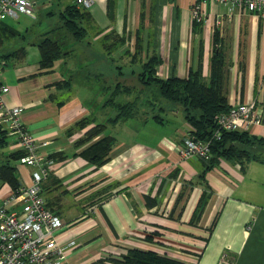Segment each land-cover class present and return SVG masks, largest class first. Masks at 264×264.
<instances>
[{
    "label": "crops",
    "instance_id": "1",
    "mask_svg": "<svg viewBox=\"0 0 264 264\" xmlns=\"http://www.w3.org/2000/svg\"><path fill=\"white\" fill-rule=\"evenodd\" d=\"M39 1L33 16L7 21L27 42L13 37L4 42L3 52L24 46L26 55L2 56L0 76L9 87L5 101L24 107L23 120L36 139L51 141L45 151L56 160L43 181V194L65 222L57 243L75 241L62 264H95L129 248L188 264H218L226 254L234 264H264V123L248 130L255 146L245 165L224 156L186 159L181 149L192 126L179 104L161 107L164 116L147 112L110 123L116 112L100 113L106 108V83L96 81L99 76L87 63L109 56L115 67L109 72L111 85L125 79L123 69L140 71L155 55L161 78H186L193 69L209 83L214 55L220 52L229 104L255 102L264 115V13L207 3L196 21L197 0H113V8L111 0H94L89 7L77 0ZM71 6L84 13L80 23L87 32L80 41L64 27L63 13ZM46 20L40 37L28 40L25 33ZM48 36L62 39L69 53L52 71L36 74L38 45ZM129 79L127 84L140 85L136 74ZM65 80L69 83L62 88ZM86 118L92 122L80 124ZM99 123L107 124L103 134L116 142L107 160L95 164L80 152L101 137L85 140ZM18 151L9 137L0 161ZM12 161L21 188L27 187L35 168ZM14 194L0 180V202ZM9 206L21 211L23 205L13 200Z\"/></svg>",
    "mask_w": 264,
    "mask_h": 264
},
{
    "label": "trees",
    "instance_id": "2",
    "mask_svg": "<svg viewBox=\"0 0 264 264\" xmlns=\"http://www.w3.org/2000/svg\"><path fill=\"white\" fill-rule=\"evenodd\" d=\"M111 8L114 7V1L111 0ZM84 15L83 11L76 6H71L63 13L64 27L69 34L77 40H82L86 35V28L80 23V19ZM12 19V18H9ZM6 20L0 21V47L8 40V36L23 37V34L17 31ZM141 39H139L140 43ZM62 39H55L50 36L43 39L38 47L41 55L40 69L38 73H46L52 71L56 62L69 51L65 49ZM113 45V44H112ZM111 45V46H112ZM26 55L25 47H19L12 53L5 55V58L22 59ZM2 58V57H0ZM158 57L153 55L140 71H132L137 75L139 85L124 83L116 84L115 89L110 93L106 104L115 108L116 115L109 120L110 123L119 120H131L135 117L139 107V102L145 94L146 88L154 87L152 95L155 99H166L170 103L179 104L184 111V115L192 126V134L200 139H208L213 137L217 130V118L221 113L231 109L225 91L223 82V55L220 52L215 53L212 64V81L206 82L201 70H190L189 76L186 78L171 77L161 78L157 75ZM69 82L64 81L61 87H65ZM1 84L5 85L3 81ZM130 84V85H129ZM134 85V86H133ZM131 86V87H130ZM137 87V88H136ZM148 88V89H149ZM137 89V96L133 95V91ZM119 94H124L127 98L124 102H118ZM148 96V95H147ZM149 97V96H148ZM144 102V101H143ZM157 105V102H152ZM164 107V106H163ZM161 108V107H160ZM165 108V107H164ZM163 109V108H162ZM159 116V115H158ZM156 116V117H158ZM92 122L91 119H83L80 124L84 126ZM107 129L106 123L96 124L86 135L85 140L92 139L96 136L101 137L94 143L87 146L80 152L85 159L95 164H101L107 160L112 148L116 142V138L110 134H103ZM249 131H224L220 138L213 140L211 149V158L228 157L237 160L243 165L246 164L254 154L246 147L249 143L254 142ZM8 134L0 128V149L8 143ZM255 144V142H254ZM24 155V151L19 149L9 155L6 161H0V180L7 182L12 186L15 193L21 190V182L18 178L17 166L15 161ZM51 158L56 160L55 154ZM210 158V159H211ZM204 159V158H203ZM215 159V158H214ZM95 264H188L167 255H161L152 250H143L139 248H129L126 254L114 255L105 260L96 262Z\"/></svg>",
    "mask_w": 264,
    "mask_h": 264
},
{
    "label": "built area",
    "instance_id": "3",
    "mask_svg": "<svg viewBox=\"0 0 264 264\" xmlns=\"http://www.w3.org/2000/svg\"><path fill=\"white\" fill-rule=\"evenodd\" d=\"M94 0H77L78 5L89 7ZM227 3L234 9H246L264 13V0H197L193 6L196 21L203 18L202 10L207 3ZM35 0H0V21L9 18L19 19L22 15L35 14ZM1 73V69H0ZM0 76V128L12 137L24 155L19 164L32 166V182L21 188L11 199L0 202V264H62L66 249L74 244L59 245L57 238L65 227L60 214L51 209L43 194V181L53 172L54 160L45 150L51 141L39 140L23 120L24 107L9 105L4 93L9 87L1 84ZM264 123V115L255 102L231 107L217 118V130L213 137L200 139L190 133L184 139L181 155L184 158H211L213 140L220 138L224 131H248L255 125ZM18 200L22 210L9 206ZM218 264H234L223 255Z\"/></svg>",
    "mask_w": 264,
    "mask_h": 264
},
{
    "label": "rangeland",
    "instance_id": "4",
    "mask_svg": "<svg viewBox=\"0 0 264 264\" xmlns=\"http://www.w3.org/2000/svg\"><path fill=\"white\" fill-rule=\"evenodd\" d=\"M52 20H53V22H52V24H54L55 26H57V25H59V22H60V20H58V15H54L53 16V18H52ZM48 23V21L46 20L44 23H37L36 24V26L34 27L35 29H33V30H30V31H28L29 33H25V36H26V38L28 39V40H30L31 38H33V36H38V37H40L39 36V34L44 30V28L46 27V24ZM44 33V32H43ZM53 36H55V34H53ZM13 37H11V36H8V40H10V39H12ZM20 40V42H22V44H25L26 42H27V40H24L23 38H21V37H19V36H16L15 37V41H19ZM24 42V43H23ZM21 44V43H20ZM4 45H2L1 47H0V57H2V56H5L6 54H8V53H10V52H8V53H4L3 52V50L4 49H2V47H3ZM69 48V47H68ZM19 49V48H18ZM32 56V55H31ZM108 57L109 56H106V57H104V59H102L99 63L97 62V59L95 60V61H91V63L90 62H87V63H89V66L91 67L90 69H93V71L99 76V77H97L96 78V81H98L100 84H105L106 83V86H105V88H106V90L108 91V94H107V96H106V99H105V101H107L108 100V98H109V96H110V93L115 89V86H116V84H114V81H113V83L111 84V85H107V83H110L109 81L111 80V77H110V73L109 72H112L113 70H114V65H113V67H111V62L109 61V59H108ZM121 65H124V64H121ZM99 66H100V68H99ZM133 67V66H132ZM0 69H1V71H3V68L2 67H0ZM131 70H132V68L131 69H129V67H128V69H123L122 71H121V73H122V76L125 78V79H123V81H125L126 79H128V78H130L131 77ZM4 72V71H3ZM117 73H118V71H117ZM103 76H104V78H103ZM128 77V78H127ZM103 79V80H102ZM101 80H102V82H101ZM128 82L129 81H132V79H129V80H127ZM127 81H125L124 83H126ZM127 84V83H126ZM131 84H134V82H132ZM136 84V83H135ZM130 85V84H129ZM134 86V85H133ZM131 87V86H130ZM104 88V87H103ZM137 88V87H136ZM139 88H140V85H139ZM149 88V87H148ZM148 88H146V91L147 92H145V94L143 95V97H142V101L141 102H139V107H138V109H137V111H136V115L135 116H139V117H144L145 115H147V112H148V114L149 115H151V114H159V113H161L162 114V116H164V112H166V111H163V112H161L160 111V107H165V105H167V104H170V102L169 101H167L166 99H162V98H159V99H155V96L154 95H152V92L154 91V87H150L149 89ZM137 94H138V90L137 89H135L134 91H133V95L134 96H137ZM149 97H148V96ZM127 98L125 97V95L124 94H119V96H118V98H117V100H118V102H124L123 100H126ZM144 101V102H143ZM157 102V105H155V104H153L152 102ZM100 103V102H99ZM99 105V104H98ZM108 106V107H107ZM104 107H106L105 109H101L100 110V113L102 114V113H106L107 111H108V109H113L114 110V112H115V108L114 107H112V106H109V104H105V106ZM163 107V108H164ZM164 110H166V108H164ZM50 141V140H49ZM254 146H255V144H254V142H252V143H249V145H248V147H246L248 150H250L251 152L253 151V148H254ZM19 166H21L22 164H18ZM128 250L129 249H127V250H125L123 253H121V254H126L127 252H128Z\"/></svg>",
    "mask_w": 264,
    "mask_h": 264
},
{
    "label": "water",
    "instance_id": "5",
    "mask_svg": "<svg viewBox=\"0 0 264 264\" xmlns=\"http://www.w3.org/2000/svg\"><path fill=\"white\" fill-rule=\"evenodd\" d=\"M41 1H43V0H40L39 2H41Z\"/></svg>",
    "mask_w": 264,
    "mask_h": 264
}]
</instances>
